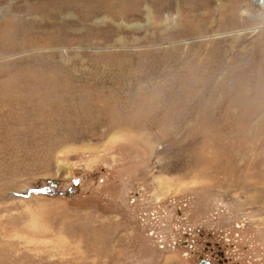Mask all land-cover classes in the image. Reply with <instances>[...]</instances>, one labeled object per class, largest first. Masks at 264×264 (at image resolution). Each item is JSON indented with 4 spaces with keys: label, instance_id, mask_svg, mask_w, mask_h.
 Returning a JSON list of instances; mask_svg holds the SVG:
<instances>
[{
    "label": "rangeland",
    "instance_id": "374dc122",
    "mask_svg": "<svg viewBox=\"0 0 264 264\" xmlns=\"http://www.w3.org/2000/svg\"><path fill=\"white\" fill-rule=\"evenodd\" d=\"M203 262L264 264L259 0H0V264Z\"/></svg>",
    "mask_w": 264,
    "mask_h": 264
},
{
    "label": "flooded vegetation",
    "instance_id": "af4514ba",
    "mask_svg": "<svg viewBox=\"0 0 264 264\" xmlns=\"http://www.w3.org/2000/svg\"><path fill=\"white\" fill-rule=\"evenodd\" d=\"M219 258H223V261H226L223 255L219 256ZM223 261H222V262H223ZM202 264H208V263L203 262Z\"/></svg>",
    "mask_w": 264,
    "mask_h": 264
},
{
    "label": "bare ground",
    "instance_id": "6f19581e",
    "mask_svg": "<svg viewBox=\"0 0 264 264\" xmlns=\"http://www.w3.org/2000/svg\"><path fill=\"white\" fill-rule=\"evenodd\" d=\"M259 3L264 7V0H259Z\"/></svg>",
    "mask_w": 264,
    "mask_h": 264
}]
</instances>
